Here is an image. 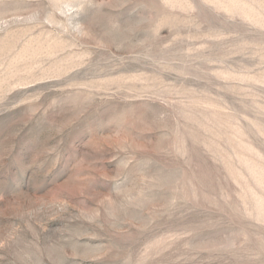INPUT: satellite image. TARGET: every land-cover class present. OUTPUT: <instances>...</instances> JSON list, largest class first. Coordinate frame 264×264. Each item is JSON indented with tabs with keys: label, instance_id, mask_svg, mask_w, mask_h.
I'll list each match as a JSON object with an SVG mask.
<instances>
[{
	"label": "rangeland",
	"instance_id": "1",
	"mask_svg": "<svg viewBox=\"0 0 264 264\" xmlns=\"http://www.w3.org/2000/svg\"><path fill=\"white\" fill-rule=\"evenodd\" d=\"M0 264H264V0H0Z\"/></svg>",
	"mask_w": 264,
	"mask_h": 264
}]
</instances>
